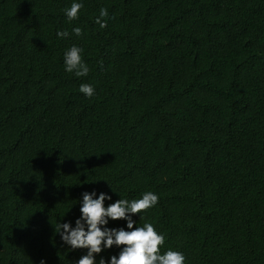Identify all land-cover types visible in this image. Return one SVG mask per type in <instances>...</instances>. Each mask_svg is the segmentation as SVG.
Returning a JSON list of instances; mask_svg holds the SVG:
<instances>
[{"label":"trees","instance_id":"1","mask_svg":"<svg viewBox=\"0 0 264 264\" xmlns=\"http://www.w3.org/2000/svg\"><path fill=\"white\" fill-rule=\"evenodd\" d=\"M79 2L0 0V264H75L55 227L93 190L157 194L134 227L184 264H264V0Z\"/></svg>","mask_w":264,"mask_h":264},{"label":"clouds","instance_id":"2","mask_svg":"<svg viewBox=\"0 0 264 264\" xmlns=\"http://www.w3.org/2000/svg\"><path fill=\"white\" fill-rule=\"evenodd\" d=\"M82 7L83 4L79 0H73L71 6L65 9L67 20H75ZM106 16L107 9L102 8L96 19L100 28L106 27V21L101 19ZM72 31L76 36L81 35L79 27L73 28ZM67 35L66 31L57 32L58 37ZM81 52V48L73 45L64 53V70L76 77L87 76L89 72L88 66L81 58ZM79 91L86 97L94 94L93 86L87 83H82ZM111 199V195L103 191L99 194L95 190L84 191L78 201L79 216L74 221L56 224L55 233L59 235L62 245L67 246V250H86L75 264H184L185 256L182 252L171 249L160 252L159 246L164 244V236L159 234L151 223L134 227V215L155 206L158 201L157 194L148 191L139 199L119 198L105 206L104 202ZM116 220H123L124 226H107L110 221ZM121 245L123 247H120ZM112 246L120 247V251L106 260L100 253ZM39 264H45L43 258Z\"/></svg>","mask_w":264,"mask_h":264}]
</instances>
